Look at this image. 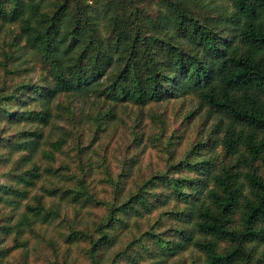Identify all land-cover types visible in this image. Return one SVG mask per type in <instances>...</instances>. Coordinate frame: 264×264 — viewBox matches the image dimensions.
Wrapping results in <instances>:
<instances>
[{"label": "trees", "instance_id": "trees-1", "mask_svg": "<svg viewBox=\"0 0 264 264\" xmlns=\"http://www.w3.org/2000/svg\"><path fill=\"white\" fill-rule=\"evenodd\" d=\"M225 1L232 7L226 13L213 12L200 0H0V30L6 26L12 34L0 65L21 78L39 67L38 80L0 89V205L13 209L2 215L0 264L13 250L27 251L29 235L43 236L41 231L61 218L62 201L77 206L74 215L82 226V209L98 204L83 175L77 187L51 186L31 196L43 175L59 173L52 167L42 171L36 154L52 158V151L42 150L44 143L60 151L71 139L63 126L56 138L45 135L46 128L57 127L54 116L64 119L51 111L56 98L92 96L109 103L105 115L113 119L120 103L145 105L185 93L215 116L208 153L221 145L231 163H220L218 170L217 162L207 163L189 192L172 185L184 205L171 212L178 241H167L154 264L188 242L204 264L264 262L257 253L264 255V0ZM14 124L34 127L18 131ZM163 176L161 182L169 181ZM46 196L53 199L48 206ZM139 198L141 204L153 201L149 211L158 207L152 197ZM119 210L124 211L121 204L111 208L94 231L71 227L65 240L88 242L89 264H104V250L115 244ZM7 236L13 245L1 246ZM137 239L108 264L138 263Z\"/></svg>", "mask_w": 264, "mask_h": 264}, {"label": "rangeland", "instance_id": "rangeland-1", "mask_svg": "<svg viewBox=\"0 0 264 264\" xmlns=\"http://www.w3.org/2000/svg\"><path fill=\"white\" fill-rule=\"evenodd\" d=\"M200 3L213 12L218 10L226 13L232 9L225 0H200ZM12 28L16 33L17 28ZM11 36L6 26L0 30L1 61V51L8 50ZM22 67L20 65L17 69ZM29 78L39 79V67L30 73V77L21 78L8 74L0 65V89L12 87ZM108 105L109 103H100L92 96L72 99L71 96L61 95L53 101L52 113L60 114L64 119L54 116L53 121L57 127L46 128L45 135L48 133L49 140L54 139L58 127L63 126L71 133V139L60 151L52 149L49 143H44L42 150L52 151V158L43 157L42 152L36 154V165L42 171L52 167L59 169V173L49 178L43 175L31 196L42 194V188L51 186L77 187L76 181L83 175L88 192L98 204L82 209L80 216L85 224L82 226L77 224L74 215V208L77 206L69 201H62L61 218L42 230L43 236L33 237L36 233L29 235L28 250H13L2 264H89L88 242L70 244L65 236L71 227L94 231L110 209L117 208L120 204L124 211H116L115 230L113 229L115 244L104 250V264H108L114 254H120L132 239L140 237L141 239L135 240V250L140 254L141 260L133 263L126 259L118 264H154L158 262L160 249L167 241H178V235L170 227L176 223L171 212L182 209L184 205L173 195L172 185L177 184L178 191L181 188L183 192H189L193 179L200 177V171L207 163L217 162V170L220 163H231L229 158L223 157L221 145L217 144L215 151L208 153L214 140L211 137V127L215 116L209 113L207 107L200 106L197 98L190 93L178 98L151 101L145 105L120 103L116 105L113 119L105 115ZM29 106L39 108L35 104ZM33 127L14 124L12 130L31 131ZM49 129L53 132L48 131ZM206 159L209 162H205ZM167 174L169 181L161 182L160 178ZM140 194L148 200L149 197L158 200V207L149 211V205L153 201H149V205L141 204ZM169 194L172 195L168 197ZM52 200L46 196V206ZM54 201H58V198L55 197ZM126 201L130 204L126 205ZM164 201L166 203L162 204ZM116 202L118 203L114 204ZM22 210L23 207H20L18 211ZM12 211V208L0 205V226L4 221L2 215L11 214ZM177 226L182 228L181 225ZM189 244L188 242L184 250L177 254L165 256L162 264H204V256ZM12 245V236H7L1 246ZM150 252L156 255L147 256ZM257 253L264 259L262 250Z\"/></svg>", "mask_w": 264, "mask_h": 264}]
</instances>
